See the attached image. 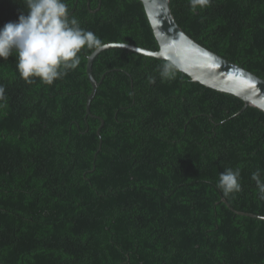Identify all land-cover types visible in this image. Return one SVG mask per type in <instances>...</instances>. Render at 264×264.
Segmentation results:
<instances>
[{
    "label": "trees",
    "instance_id": "obj_1",
    "mask_svg": "<svg viewBox=\"0 0 264 264\" xmlns=\"http://www.w3.org/2000/svg\"><path fill=\"white\" fill-rule=\"evenodd\" d=\"M64 2L101 45L159 49L142 0ZM171 7L197 42L264 77V0ZM21 13V0H0V27ZM94 50L51 85L26 83L15 56L0 58V261L264 264V218L236 211L264 215L251 179L264 175V110L168 60L112 47L94 59L88 113ZM228 168H240L241 189L225 195Z\"/></svg>",
    "mask_w": 264,
    "mask_h": 264
},
{
    "label": "clouds",
    "instance_id": "obj_2",
    "mask_svg": "<svg viewBox=\"0 0 264 264\" xmlns=\"http://www.w3.org/2000/svg\"><path fill=\"white\" fill-rule=\"evenodd\" d=\"M27 13H21L17 21H10L0 27V58L7 60L15 56L16 68L26 83L39 78L41 83L51 85L74 70L80 64L82 49L100 47V39L91 31L79 26L69 16L64 0H21ZM211 0H189L193 12L203 10ZM172 66H162L160 75L171 78ZM149 82L152 80L149 78ZM5 89L0 85V100ZM240 168L225 169L219 174L217 187L229 195L239 192ZM258 189V200H264V175L258 169L252 173Z\"/></svg>",
    "mask_w": 264,
    "mask_h": 264
},
{
    "label": "water",
    "instance_id": "obj_3",
    "mask_svg": "<svg viewBox=\"0 0 264 264\" xmlns=\"http://www.w3.org/2000/svg\"><path fill=\"white\" fill-rule=\"evenodd\" d=\"M142 2L159 49H149L127 42H109L96 48L88 56L87 62V73L93 87L87 99L88 113L91 112V102L100 85V81L93 74L94 59L102 50L112 47L168 60L188 74L193 81L235 94L244 100L245 107L252 105L264 110V77L208 49L188 35L173 14L171 0H142ZM98 132L101 135L99 130ZM223 200L230 205L226 198ZM236 211L240 214L264 218V215ZM0 264L5 263L0 261Z\"/></svg>",
    "mask_w": 264,
    "mask_h": 264
}]
</instances>
